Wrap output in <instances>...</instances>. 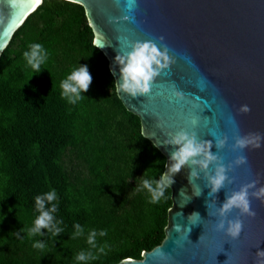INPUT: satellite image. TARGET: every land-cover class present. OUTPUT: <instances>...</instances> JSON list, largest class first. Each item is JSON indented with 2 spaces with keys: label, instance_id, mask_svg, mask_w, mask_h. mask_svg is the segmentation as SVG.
<instances>
[{
  "label": "trees",
  "instance_id": "trees-1",
  "mask_svg": "<svg viewBox=\"0 0 264 264\" xmlns=\"http://www.w3.org/2000/svg\"><path fill=\"white\" fill-rule=\"evenodd\" d=\"M93 36L82 5L42 0L0 54V264H114L141 259L164 238L171 190L152 203L142 181L159 179L166 157L112 88ZM34 43L49 53L36 74L23 57ZM79 65L92 83L70 104L60 85ZM51 190L63 232L29 237L35 197ZM75 224L83 234L72 238ZM92 230L96 248L87 243ZM81 251L96 258L77 261Z\"/></svg>",
  "mask_w": 264,
  "mask_h": 264
},
{
  "label": "water",
  "instance_id": "water-1",
  "mask_svg": "<svg viewBox=\"0 0 264 264\" xmlns=\"http://www.w3.org/2000/svg\"><path fill=\"white\" fill-rule=\"evenodd\" d=\"M67 1L83 6L93 44L106 56L109 70L116 71L114 80L119 79L114 57L129 50L123 37L151 40L157 46L161 44L158 37L164 38L162 43L174 63L156 77L150 94L132 98L116 92L126 109L138 115L143 135L165 155L166 164L173 148L165 147L163 141L180 129L201 140L227 137L218 153L226 165L239 155L247 157L246 164L231 167L227 172L231 182L226 181L212 196L205 186V172L197 168L198 178L189 184L190 169L182 168L170 186L171 206L161 243L142 251L141 259L128 257L114 264H255V253L264 250V202L251 197L256 189H250L254 217L239 216L235 209L228 215V219L243 221L236 239L215 229L220 218L208 214L205 202L219 207L226 193L243 184L257 181L256 188L264 186V140L259 149H232L237 134L264 136V0H137L130 14L134 22L123 19L129 14L124 11V0L119 6L116 0ZM40 3L0 0V49ZM174 91L184 99L177 101ZM241 105L251 110L239 113ZM193 118L198 120L194 127ZM211 151H218L214 141ZM212 170L210 165L207 172ZM199 189L202 192L196 195ZM193 212L201 216L195 226L187 219ZM174 225L181 226L179 233ZM186 228H191L190 233ZM160 252L167 258L161 259Z\"/></svg>",
  "mask_w": 264,
  "mask_h": 264
},
{
  "label": "clouds",
  "instance_id": "clouds-1",
  "mask_svg": "<svg viewBox=\"0 0 264 264\" xmlns=\"http://www.w3.org/2000/svg\"><path fill=\"white\" fill-rule=\"evenodd\" d=\"M119 6L121 0H116ZM137 8V0H124V11L126 14L123 19L127 21H135V16L130 15ZM115 18H110V22H114ZM125 41V45L129 50L117 52L114 57L113 63L118 67L119 79L114 80L112 88L118 93L126 94L132 98L138 96H147L151 92V87L156 77L162 70L168 69L171 64L174 63V59L169 55V49L164 45L163 37H158L161 41L160 46L151 40L148 41H130L126 37L122 38ZM2 51V49H0ZM49 53L39 43H34L29 46V50L23 53V57L28 66L34 71L39 73L42 70L48 59ZM110 74L115 76L116 71L110 68ZM92 83V76L88 70L87 65H79L61 82V96L66 99L70 104H76L81 101L85 96L81 94L87 92L90 84ZM172 96L181 101L184 96L179 91L172 92ZM248 105H241L238 109L239 113H248L250 111ZM198 120L193 118L191 125L194 127L197 125ZM264 140V136L258 132H250L246 135L237 134L232 144V149L243 151L246 148L259 149ZM213 141L217 152L211 151L213 147ZM227 143V137H213V140H201L194 133L180 129L174 133L168 134L167 138L163 141L165 147L171 146L173 151L168 157L165 171L161 172L159 179L146 178L142 181V188L146 189L150 194L152 203H157L165 195V190L169 189L174 183L173 177L181 171L182 168L188 167V182L198 178L197 168L206 174V187L209 188V196L217 194L221 189L225 187V182L230 181L227 176V172L233 166H240L247 163V157L244 155L237 156L230 165L223 163V158L218 154L219 150L223 149ZM213 166L211 173L207 170ZM257 181H251L247 184H243L238 190H233L230 193H226L224 202L219 207L209 204L207 201L206 207L209 209V215H216L220 219L215 225L217 231H223L224 234L231 239L239 237L243 229V221L237 217L235 219H228L229 213L234 209L238 210L239 216L254 217L256 213L251 210L250 201V189H256L251 192V197L264 202V186L256 188ZM202 190L199 189L196 195L201 194ZM56 200L55 190H51L47 193L37 195L35 197V206L39 215L34 220L32 227L27 229V235L43 236L45 233L41 229L47 230L53 237H57L63 232V229L59 227V221H55L54 213H56L58 205L53 203ZM50 205V207L48 206ZM210 209H214L210 210ZM192 222V226L197 225V221L201 219L198 212L191 213L188 218ZM75 232L72 238L83 234V228L80 224L74 225ZM176 232L181 231L180 225H174ZM187 233H190L191 228L185 229ZM19 231H24L22 227ZM100 236L106 235V232L101 230ZM97 232L92 230L87 236V243L92 248H96ZM34 248L43 250L45 248L44 242H35L32 245ZM100 252H104V248H99ZM161 259L167 257L163 252L157 253ZM96 257L91 251H81L77 254L75 259L77 261H86L95 259ZM255 264H264V250H257L255 253Z\"/></svg>",
  "mask_w": 264,
  "mask_h": 264
},
{
  "label": "rangeland",
  "instance_id": "rangeland-1",
  "mask_svg": "<svg viewBox=\"0 0 264 264\" xmlns=\"http://www.w3.org/2000/svg\"><path fill=\"white\" fill-rule=\"evenodd\" d=\"M36 24H37L38 26H40V25H41V22L38 20V21H36Z\"/></svg>",
  "mask_w": 264,
  "mask_h": 264
},
{
  "label": "snow or ice",
  "instance_id": "snow-or-ice-1",
  "mask_svg": "<svg viewBox=\"0 0 264 264\" xmlns=\"http://www.w3.org/2000/svg\"><path fill=\"white\" fill-rule=\"evenodd\" d=\"M41 2V0H35L36 4H39Z\"/></svg>",
  "mask_w": 264,
  "mask_h": 264
}]
</instances>
